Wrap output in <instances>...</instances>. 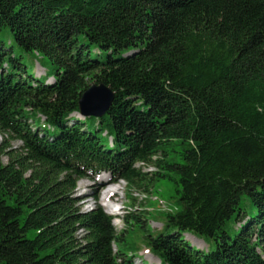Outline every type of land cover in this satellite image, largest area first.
Returning a JSON list of instances; mask_svg holds the SVG:
<instances>
[{
    "label": "trees",
    "instance_id": "obj_1",
    "mask_svg": "<svg viewBox=\"0 0 264 264\" xmlns=\"http://www.w3.org/2000/svg\"><path fill=\"white\" fill-rule=\"evenodd\" d=\"M15 47L48 59L45 82ZM101 84L107 114L74 118ZM0 138V264H136L141 245L160 264H264V0H0ZM104 173L166 185L162 235L131 197L120 231L77 207Z\"/></svg>",
    "mask_w": 264,
    "mask_h": 264
},
{
    "label": "rangeland",
    "instance_id": "obj_2",
    "mask_svg": "<svg viewBox=\"0 0 264 264\" xmlns=\"http://www.w3.org/2000/svg\"><path fill=\"white\" fill-rule=\"evenodd\" d=\"M9 39L8 34L5 36L4 40ZM15 55L20 59V63L27 68V73L29 76L34 78L41 79L42 82H45L48 79V71L50 70V63L48 59L44 57H38L36 54H26L21 52L18 48L15 47ZM51 80H48L49 83ZM79 121H83L84 118L79 114L73 116ZM2 139L0 138V144ZM12 147L14 149H19L22 147V144L18 141L12 142ZM5 163H8L7 159H4ZM155 169L153 166L146 167L144 174L148 175V180L152 177V172ZM101 181H106L107 185L111 189H119V192L115 196L109 197L107 200L103 198V189L97 186ZM114 179L109 174H102L99 176L89 175L86 179L81 180L78 183V188L75 192L76 198L79 200L77 207L83 213H90L94 211L97 207H101L108 215H112L117 211L119 219H122L128 211H132L133 208L129 206V197H131L135 203V209L151 212L149 215V230L154 238L162 235L164 219L161 216L162 212L171 211V198L168 195L167 187L164 184H160L158 190L160 194H154L153 191L145 193L142 190L134 189L130 191L127 188L126 182L118 181L114 183ZM151 204V205H150ZM150 205V206H149ZM242 205L250 207V201L244 199ZM250 210V208H248ZM114 215V214H113ZM114 226L118 231L124 229L122 222L113 221ZM85 233L79 234V237H83ZM185 240L197 251L202 253L214 252L217 250V246L213 242H208L193 235H185ZM138 258L136 259L137 263L142 261L147 262L148 264H160L157 258H155L149 250L143 245L140 246L138 252Z\"/></svg>",
    "mask_w": 264,
    "mask_h": 264
},
{
    "label": "water",
    "instance_id": "obj_3",
    "mask_svg": "<svg viewBox=\"0 0 264 264\" xmlns=\"http://www.w3.org/2000/svg\"><path fill=\"white\" fill-rule=\"evenodd\" d=\"M114 93L106 85H93L81 97L79 115L83 118H102L110 110Z\"/></svg>",
    "mask_w": 264,
    "mask_h": 264
},
{
    "label": "bare ground",
    "instance_id": "obj_4",
    "mask_svg": "<svg viewBox=\"0 0 264 264\" xmlns=\"http://www.w3.org/2000/svg\"><path fill=\"white\" fill-rule=\"evenodd\" d=\"M96 119H100V118H96ZM97 186H99L100 188L103 189V198L104 200H107L109 197L111 196H115L118 194L119 189H111L110 186L107 185L106 181H101ZM118 210H116L115 213L113 214H118L117 213Z\"/></svg>",
    "mask_w": 264,
    "mask_h": 264
}]
</instances>
